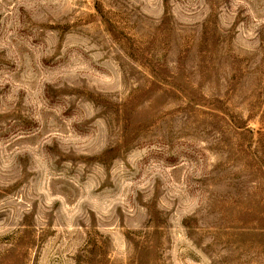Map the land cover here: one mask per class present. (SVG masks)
<instances>
[{
	"label": "rangeland",
	"instance_id": "1",
	"mask_svg": "<svg viewBox=\"0 0 264 264\" xmlns=\"http://www.w3.org/2000/svg\"><path fill=\"white\" fill-rule=\"evenodd\" d=\"M0 264H264V0H0Z\"/></svg>",
	"mask_w": 264,
	"mask_h": 264
}]
</instances>
